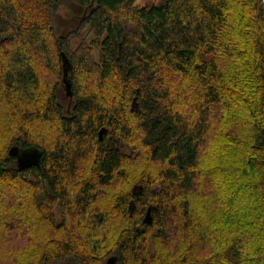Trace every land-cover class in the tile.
<instances>
[{"label":"trees","instance_id":"trees-1","mask_svg":"<svg viewBox=\"0 0 264 264\" xmlns=\"http://www.w3.org/2000/svg\"><path fill=\"white\" fill-rule=\"evenodd\" d=\"M152 2L0 0V264H264V0Z\"/></svg>","mask_w":264,"mask_h":264},{"label":"rangeland","instance_id":"rangeland-1","mask_svg":"<svg viewBox=\"0 0 264 264\" xmlns=\"http://www.w3.org/2000/svg\"><path fill=\"white\" fill-rule=\"evenodd\" d=\"M139 7L144 5H150L155 4L157 5V2H152V0H137L136 3ZM84 12L83 9H81L79 6L75 5L73 2L70 1H64L60 3L55 10V12L52 14V18L50 19V23L52 24V27L55 31V36H68L74 31H79L78 27L81 22V14ZM80 37H76L72 39L71 41V48L72 50H77L81 43L83 44H89L91 43L94 35L89 27H86L82 33L80 32ZM51 47L55 50V38L51 37ZM80 52V51H79ZM95 58L98 60L97 55L95 54ZM45 70V69H44ZM44 81L50 80V76L46 73H44ZM51 79L55 82L57 80V87L55 90H57V96L59 98V101L67 107L68 104V97L66 96V91L63 86V84L60 82V74L59 71L56 69L51 74ZM57 221H59L62 217L60 211L57 209L55 211ZM16 238V237H15ZM18 243V239L13 240V244ZM8 257V256H6Z\"/></svg>","mask_w":264,"mask_h":264},{"label":"water","instance_id":"water-1","mask_svg":"<svg viewBox=\"0 0 264 264\" xmlns=\"http://www.w3.org/2000/svg\"><path fill=\"white\" fill-rule=\"evenodd\" d=\"M63 57L65 55L63 54ZM106 132V129L103 128L99 132V137L102 139L103 134ZM10 156H14L17 160V165L19 169L23 170L26 168H30L32 166H39L41 160V150L38 147H28V148H21L19 146H13L9 150ZM137 205L134 200L131 201L129 209L131 214H133L134 210L136 209ZM150 211V210H149ZM115 262V258H110L108 260V264H113Z\"/></svg>","mask_w":264,"mask_h":264}]
</instances>
